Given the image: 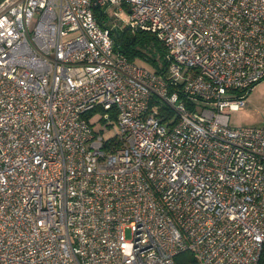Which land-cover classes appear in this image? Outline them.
Returning <instances> with one entry per match:
<instances>
[{
    "label": "built area",
    "instance_id": "obj_1",
    "mask_svg": "<svg viewBox=\"0 0 264 264\" xmlns=\"http://www.w3.org/2000/svg\"><path fill=\"white\" fill-rule=\"evenodd\" d=\"M262 79L264 0H2L0 264H264Z\"/></svg>",
    "mask_w": 264,
    "mask_h": 264
},
{
    "label": "trees",
    "instance_id": "obj_2",
    "mask_svg": "<svg viewBox=\"0 0 264 264\" xmlns=\"http://www.w3.org/2000/svg\"><path fill=\"white\" fill-rule=\"evenodd\" d=\"M118 32L119 36H114L116 51L123 53L130 61L145 62L155 73L165 76L167 51L155 35L142 30L130 31L127 27L118 28ZM194 261V256L189 250L181 251L174 258L175 264H194ZM260 261L264 263V250L261 252Z\"/></svg>",
    "mask_w": 264,
    "mask_h": 264
},
{
    "label": "rangeland",
    "instance_id": "obj_3",
    "mask_svg": "<svg viewBox=\"0 0 264 264\" xmlns=\"http://www.w3.org/2000/svg\"><path fill=\"white\" fill-rule=\"evenodd\" d=\"M123 15L116 17L115 24L119 29H122L126 25V21ZM160 62V61H159ZM137 64L152 70L145 62L136 61ZM100 115L96 116L98 119ZM230 123L233 126H264V79L256 83L251 91L248 93L247 102L245 106L240 110L231 112ZM100 123H96V128ZM116 126L110 127V132H114ZM129 237V234H127Z\"/></svg>",
    "mask_w": 264,
    "mask_h": 264
},
{
    "label": "water",
    "instance_id": "obj_4",
    "mask_svg": "<svg viewBox=\"0 0 264 264\" xmlns=\"http://www.w3.org/2000/svg\"><path fill=\"white\" fill-rule=\"evenodd\" d=\"M112 30H113V33H114L115 37H118L119 36V32H118L117 27H113Z\"/></svg>",
    "mask_w": 264,
    "mask_h": 264
}]
</instances>
